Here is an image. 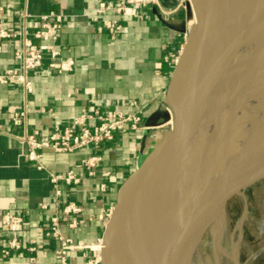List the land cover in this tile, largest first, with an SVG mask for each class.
Instances as JSON below:
<instances>
[{"label": "crops", "instance_id": "1", "mask_svg": "<svg viewBox=\"0 0 264 264\" xmlns=\"http://www.w3.org/2000/svg\"><path fill=\"white\" fill-rule=\"evenodd\" d=\"M102 1L117 4V0H0L3 27L25 37L40 26V15L62 13L57 40L32 41L44 52L54 47L58 51L56 62L74 61L71 70L57 72L48 67L51 59L46 54L41 67L28 73L33 90L26 96L18 81H0V249L8 248L11 238L21 244L0 253V264H29L31 246L36 248L33 264H57L58 242L51 235L49 220L59 211L62 233L83 245L69 251V264H100V240L116 191L167 130L162 127L171 114L163 100L164 91L170 76L173 79L174 61L194 21L189 1L159 0L158 5H128L120 14L108 11L101 18L118 20L120 30L116 32L106 29L101 21L91 20L94 8ZM22 39L0 41V74L17 67L14 51ZM24 107L25 122L15 126L11 116ZM94 110L138 111L145 128L127 127L112 141L73 152L43 149L44 169L21 154L27 149L18 139L24 129L38 138L45 137L74 115ZM96 152L102 161L90 176L81 160ZM68 171L80 178L70 186L60 182L61 201L73 200L82 209L75 228L67 226L62 202L56 205L49 181V172ZM131 198V193L125 194L119 206L129 211ZM44 203L46 207H42ZM6 213L21 216L22 222L18 226L3 224ZM111 239L116 259L128 264L125 236L118 223H114Z\"/></svg>", "mask_w": 264, "mask_h": 264}, {"label": "water", "instance_id": "2", "mask_svg": "<svg viewBox=\"0 0 264 264\" xmlns=\"http://www.w3.org/2000/svg\"><path fill=\"white\" fill-rule=\"evenodd\" d=\"M194 21L168 80L164 103L172 127L116 191L101 236L100 264H119L111 234L122 197L131 193L125 230L128 264H181L175 242L238 182L264 178V75L252 91L232 92L264 62L261 42L247 53L254 67L239 68L225 39L246 32V14L264 22V0H188ZM264 32V30H263ZM254 58V57H253ZM250 172L258 179L245 178ZM227 207V204H226ZM246 220L248 208L243 203Z\"/></svg>", "mask_w": 264, "mask_h": 264}, {"label": "built area", "instance_id": "3", "mask_svg": "<svg viewBox=\"0 0 264 264\" xmlns=\"http://www.w3.org/2000/svg\"><path fill=\"white\" fill-rule=\"evenodd\" d=\"M159 0H117L116 5H110L106 2H99L94 8L95 15L91 17L93 21H101L102 25L112 31L120 30V23L116 19L101 18L108 11L120 14L128 5L147 6L149 4L158 5ZM41 24L30 35L25 37L20 31L12 32L4 28L0 20V41L10 38L23 37L21 45L14 51V56L18 60L17 67H11L4 70L0 74L1 82L18 81L23 88L24 94L29 95L33 90V85L28 77L31 70L38 69L42 65V59L47 54L51 61L48 67L57 72L69 71L73 68V59H61L56 62L55 59L58 51L51 47L48 51H41L37 44L32 39H40L43 41H55L58 38L59 30L63 24L64 15L62 13H46L39 16ZM131 106L135 107L136 103L131 102ZM26 108L14 111L11 116V121L15 126H21L26 119ZM90 121H95L90 124ZM141 116L138 111L123 113L121 111L94 110L92 112L78 113L63 126H56L45 137L38 138L33 133L27 132L25 129L22 134L18 135L19 141L27 149L21 154L29 161L36 162L39 169H44L41 163V151L43 149H51L56 152H73L78 149L89 146H96L103 141H112L117 133L129 127L132 130L143 129L145 126L140 124ZM172 123V117L168 120ZM3 131L0 123V132ZM102 161L100 153H91L81 160L82 166L86 169L87 174L92 176L96 172V168ZM103 175H108L104 172ZM80 178L73 172L68 171L65 174H55L49 172V181L52 185L53 199L56 205L62 202L61 212L66 218V223L69 228H75L78 225L77 216L81 213V207L73 200H62V189L60 182L63 181L67 186L78 183ZM101 189L104 185L102 184ZM44 203L42 207H46ZM50 232L52 237L58 242L56 254L57 264H69L68 253L71 250L80 249L83 245L74 243L71 238L65 236L60 228L61 216L60 211L50 217ZM22 222V217L15 214L6 213L2 219L3 224L18 226ZM20 242L16 238H11L7 242L8 248H19ZM8 248L0 249V253H8ZM30 255L28 263L36 262L34 254L36 248L31 246L28 248Z\"/></svg>", "mask_w": 264, "mask_h": 264}, {"label": "bare ground", "instance_id": "4", "mask_svg": "<svg viewBox=\"0 0 264 264\" xmlns=\"http://www.w3.org/2000/svg\"><path fill=\"white\" fill-rule=\"evenodd\" d=\"M245 18L246 32L236 31L225 38L228 40L230 47L229 56L231 59H234L236 66L239 68L254 67L256 56L248 59L247 53L253 47L259 45L262 33H264V22L259 23L252 19L249 13L246 14ZM180 71L181 67L176 65L172 79L174 83L177 82ZM263 75L264 62L262 67L256 69L252 76L236 84L232 92L236 93L241 90L253 92L256 83ZM262 170L264 171V165ZM238 191V187L233 184L226 191L225 196L207 208L175 242L174 248L181 264H240L239 252L241 246L239 244L242 240V231L246 224L244 216L241 215L238 219L235 232H226L225 229L227 198L239 193ZM127 217L128 211L120 205L114 223L119 224L124 236ZM257 223L259 234H262L264 232V198L262 200V216ZM252 256L247 258L243 264H250ZM117 261L121 264L118 259Z\"/></svg>", "mask_w": 264, "mask_h": 264}, {"label": "rangeland", "instance_id": "5", "mask_svg": "<svg viewBox=\"0 0 264 264\" xmlns=\"http://www.w3.org/2000/svg\"><path fill=\"white\" fill-rule=\"evenodd\" d=\"M172 123L167 122L162 129H170ZM245 178L257 180V173L246 174ZM239 186L244 189L245 196L243 199L235 197L230 199L226 207V232H235L238 219L243 214V206L248 208L246 224L242 231V240L240 242L239 263L243 264L251 255L250 264H264V232L259 234L258 221L262 216V200L264 198V178L255 183L248 181L238 182ZM228 220V221H227ZM257 229V230H256ZM234 230V231H233ZM249 245V246H248ZM262 248V249H261Z\"/></svg>", "mask_w": 264, "mask_h": 264}]
</instances>
